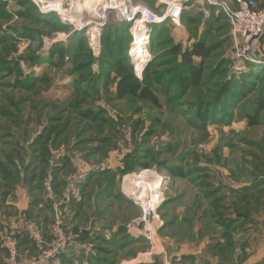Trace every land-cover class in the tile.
I'll return each instance as SVG.
<instances>
[{
	"label": "rangeland",
	"instance_id": "rangeland-1",
	"mask_svg": "<svg viewBox=\"0 0 264 264\" xmlns=\"http://www.w3.org/2000/svg\"><path fill=\"white\" fill-rule=\"evenodd\" d=\"M99 1L98 8L115 7L113 0ZM255 1L258 9L264 6V0ZM77 2L0 0V161L15 158L16 149L27 164L39 147L34 142L56 133L48 165L70 171L65 183L76 171L90 183L88 195L65 214L66 224L73 222L69 230L76 223L84 232L96 222L106 231L127 229L142 210L135 196L126 194L124 178L131 175L127 178L134 182L152 172L154 181L159 177L164 183L158 251L151 252L148 244L130 246L119 254L122 264L134 259L139 264H227L236 247L237 210L244 206L247 183H255L250 190L264 183V35L255 52L261 60L253 57L252 62L236 56L228 22L211 21L212 13L206 17L197 1L185 4L180 26H174L168 19L149 20L166 15L167 7L158 0H119L129 17L135 14L130 7L153 15H136V23L143 20L138 26L109 10L99 27L82 31L61 16L71 18ZM49 5L52 11L43 14L41 8ZM144 17L150 23L140 58H147L139 63L129 53L137 46ZM201 38L211 51L203 63L194 58L191 66L202 73L195 84L183 54ZM175 47L178 54H172ZM132 53L140 55L138 48ZM128 75L148 87L159 106L130 94L118 98L117 82ZM243 93L244 99L232 102ZM86 110L97 112L98 121L86 120L81 115ZM49 180L53 185L48 176L42 183L47 200ZM143 185L138 193L149 189ZM46 212L53 215L52 209ZM47 234L46 241L50 230ZM199 244L201 251L195 249Z\"/></svg>",
	"mask_w": 264,
	"mask_h": 264
},
{
	"label": "built area",
	"instance_id": "built-area-1",
	"mask_svg": "<svg viewBox=\"0 0 264 264\" xmlns=\"http://www.w3.org/2000/svg\"><path fill=\"white\" fill-rule=\"evenodd\" d=\"M158 1L159 4H164L167 7L166 15L163 18H159L154 15L156 22L153 23H159L162 19H168V21L171 22L172 25L180 26L181 15L184 6L190 1H197V4L201 5L202 12L205 13L206 17H210V13L213 8L216 9V11L218 10L219 12H222L227 17V20L230 22L232 30L231 35L235 43V50L237 53L236 56H241L247 61L254 62L253 54L256 52V49L259 45V41L264 35V6L261 9H258L255 0H233L231 4L226 0ZM120 9L122 10V12L118 10L117 11L119 13V18L122 21H135V23L137 21L135 19L136 15L139 17V14H141L139 18H142V15H145V11H148L143 7H137L134 9H131L130 7V11H135V14L134 16L128 17L127 10L124 11V7H121ZM43 10V14H46L48 12V10ZM60 10L59 12H61ZM61 16L63 18H67L64 17L62 13ZM106 19L107 18L104 17L101 19V21H104ZM147 23L150 22L148 21ZM145 43L144 46L146 47ZM135 50L136 48L133 49L132 47L129 53L130 56L134 60H138L139 63L146 61V56H142L140 58L141 55H134L132 52H134ZM136 68L139 67L136 66ZM141 68L142 67H140V69ZM130 132V128L125 129L126 137ZM125 142L126 144H129L127 143V141ZM126 177L124 178L123 183L124 189H126ZM84 180L85 176L82 174V172L76 171L72 178L67 181L60 200L55 194L51 181L49 180L47 183H45L46 196L51 202V207L53 210V223L50 227L49 240L46 241L44 239L45 237L42 231L40 230V226L36 221H25V233L27 234L30 240L37 244L38 252L33 256L25 257L21 254L19 250L18 241L14 238H7L4 243L5 252L3 264H52L57 261V259L62 255H77L78 241L80 237L85 234V232L82 229H78L76 231L69 230L65 222V214L67 213L69 206L74 202L75 198H77L79 193V186L84 182ZM141 185L143 184L137 183L134 185V195L139 194V197L137 198L131 197V195L129 194L130 192L126 190V194L130 195V197L135 200V202L140 206L142 210V215L139 218L133 220L127 226V234L134 240H145L150 246L151 252H156L158 251V229L161 226L159 224L158 209L164 202V188L162 190L157 189V186L153 187L152 189H150L149 187V189H146V191L142 188L141 191L143 192L138 193L139 189H137V187Z\"/></svg>",
	"mask_w": 264,
	"mask_h": 264
},
{
	"label": "crops",
	"instance_id": "crops-1",
	"mask_svg": "<svg viewBox=\"0 0 264 264\" xmlns=\"http://www.w3.org/2000/svg\"><path fill=\"white\" fill-rule=\"evenodd\" d=\"M4 161L3 159L0 161V264L4 263V243L7 238H14L18 241L19 250L25 257L33 256L38 252L37 244L30 239H28L29 243H24V239L27 238L24 222L27 220L36 221L42 227L44 237H47L48 234L45 235V233H48L50 230L52 214L50 212L49 214L51 215L48 217L46 211H50L51 202L45 198L41 183H43L47 176L52 181L60 180V183H64L70 176V171L62 169L59 178L57 177L58 180L55 179L56 165L53 168L51 164L48 165V168L44 169V173L43 167L38 166L35 169L36 176H33V169L26 172L18 158L15 159L14 164ZM34 167L36 166L32 168ZM253 184L255 183H247V188L249 189L246 194L243 193L242 195L244 206L242 207V211L239 212L237 210L241 216L235 224L240 229L235 234L234 244L236 247L232 249V253L230 252L231 255L227 260V264H264V183H257V186L250 190ZM244 195H247V197H244ZM82 199L78 197V200L69 206V212ZM67 216H70V214ZM72 223L70 219L67 225L73 226ZM76 226L75 223V226L70 230L76 231ZM85 230L86 233L92 235L97 231L100 232L103 228L96 222L90 223ZM79 242L78 253L73 257H81L82 255ZM83 247H85V244H83ZM202 247L199 244L195 249L201 251ZM138 255L140 257V254ZM210 257V260L213 262V255L210 254ZM135 260H131L132 262L125 261L124 264H134V262L135 264H139ZM123 261L124 259L119 264H122Z\"/></svg>",
	"mask_w": 264,
	"mask_h": 264
},
{
	"label": "trees",
	"instance_id": "trees-1",
	"mask_svg": "<svg viewBox=\"0 0 264 264\" xmlns=\"http://www.w3.org/2000/svg\"><path fill=\"white\" fill-rule=\"evenodd\" d=\"M212 10H211V13H212L211 21L212 20L215 21L217 19H224L228 22L230 26V22L227 20V17L222 12L216 13L215 9H212ZM190 22H193V20H190ZM0 37L1 39H3L2 32H0ZM210 51L211 50L209 49V47L205 45V42L202 41V38H201L198 42L195 43L193 49L187 50L183 54V57L185 59L183 62L184 63L183 66L188 67L187 69L190 71L192 77L195 76V80H193L195 84H198L201 81L202 73H201V70H199V68L193 67L195 65L194 58L200 59V62L203 63L209 57ZM179 52H180L179 47H175L173 49L172 54H178ZM258 55L259 57H262L260 56V54ZM263 61H264V58H263ZM192 64L193 66H191ZM252 69H254V67ZM30 85H32V82H30L29 86ZM116 90H117V96L120 99L130 94L133 97H136L137 99L141 101H149L153 103L154 105L159 106V100L157 96L148 87L142 86L141 84H139V82L134 77L130 75L122 77L117 82ZM84 93L87 94L86 91H84ZM242 97L244 99L246 97V94L244 95L243 93L242 95L232 98L233 99L232 102H236ZM74 103L75 102H71L70 104H74ZM262 106L260 107L258 106L259 111L262 108ZM81 115L86 120H90V121H98V117H99L97 112L93 110H86L84 111V113H81ZM56 141H57L56 133L53 134V136L49 137L48 140L47 139L44 140V136L41 135L38 141L34 142L35 147L39 146L38 148L34 149L36 150V154L32 155L29 158L27 164L26 162H24L25 157H23V155L19 152V150H16V149H14L15 158L13 157V155L11 156L7 155V158L11 164H14L15 159L18 158L19 160H21V166H23L24 170L26 172H29L30 170L33 169L32 170L33 176H36L35 169L38 166L43 167L42 170L44 173L45 166L49 164L48 158L50 157V151H51L50 147L53 144H55ZM33 166H36V167L32 168ZM57 168H56V173H55V179L58 180L59 173L63 168L62 169L60 167L58 169ZM90 177L91 175L88 176V179H90ZM58 181H55V180L53 181V188L56 194L59 195L57 197H61L66 183L65 182L60 183V180ZM89 185L90 183L83 182L79 186V193H78L77 198H75L73 204L78 200V197H81L82 199V197L88 195L87 189ZM41 187L43 190L42 183H41ZM61 187H62V190L60 192ZM40 230L42 231V233L44 232L41 226H40ZM28 239L29 238L27 236V238L24 239V243L26 242L29 243L30 241ZM79 241L78 242L80 243V246L82 248L81 257L62 255L57 259V261H55L52 264H119L121 259H123V257L120 258L121 255L119 256V254L122 253L124 249L126 250L128 247L134 246V245H136L139 248H149L145 240L132 239L127 234V229L125 227H119L117 230H113V231L101 230L100 232L97 231L92 235L90 233H85L84 235L80 237ZM83 244H85V247H83ZM128 253H131V252H128Z\"/></svg>",
	"mask_w": 264,
	"mask_h": 264
},
{
	"label": "bare ground",
	"instance_id": "bare-ground-1",
	"mask_svg": "<svg viewBox=\"0 0 264 264\" xmlns=\"http://www.w3.org/2000/svg\"><path fill=\"white\" fill-rule=\"evenodd\" d=\"M80 1V4H78V2H77V5H78V10L76 11V13H74V15L71 17V18H69V19H63V22H65V23H73L74 25V27H75V29H78V30H80V28H83V27H89V26H92V25H96L97 27H99L98 25H97V23L99 22V21H101L100 19V17H101V15H105L106 13H107V11H109V10H120L121 12H122V10L120 9L121 7H124L125 5H123V4H120V5H117V3H118V1L119 0H113V1H115L114 3H112V5L113 4H115V7H113V6H110L109 8H107V6H104V7H99L98 8V5L99 4H101V1H99V0H86L85 2H82V0H79ZM85 5V6H84ZM117 5V6H116ZM90 6V7H89ZM51 7L52 6H47V7H43V9H44V11H47L48 10V12L49 11H52V9H51ZM127 7V6H126ZM124 9L126 10V8L124 7ZM123 9V10H124ZM124 10V11H125ZM104 13V14H103ZM109 13V12H108ZM133 13H135V11L133 12ZM128 14V13H127ZM51 15V14H50ZM71 15V14H70ZM69 15V16H70ZM134 15V14H133ZM42 16V15H41ZM85 16H89L90 17V19H88V21H84V22H82L81 23V19H84V17ZM147 16V15H146ZM67 17V16H66ZM104 17V16H103ZM129 17V16H128ZM145 18V17H144ZM148 18H149V20H151V19H153V20H151V21H155L156 22V19L153 17V16H148ZM146 19V18H145ZM78 21V22H77ZM141 21H143V20H141V19H139V21L136 23V24H138V26L140 25L139 24V22H141ZM125 22V21H124ZM147 22H148V20L146 19V20H144V24H142V27L140 28V34H139V37H138V39H137V41L135 42V44H134V46H136V47H134V48H138V52H140V55H143L142 53H144V49L146 48L145 46H144V43H145V41H146V37H145V33H146V31L148 30V26H147ZM135 23V22H134ZM97 27L96 28H94L96 31H97ZM80 38V37H79ZM137 52V51H136ZM143 174V175H142ZM141 175H139V177L137 178H135L134 179V182H133V180H132V178H127L126 177V190L128 191V192H130L129 194L131 195V196H133L134 195V184H137V183H149V181H153V183H150L151 184V186H149V184H148V186L150 187V189H152L153 187H158L157 189H162L163 190V184L161 183V181H160V178L158 177H156V179H155V181H154V178H152V176L151 175H153L154 173H149V172H145V173H142ZM141 176V177H140ZM140 178V179H139ZM137 182V183H136ZM145 185V184H144ZM148 186H146V187H148ZM161 186V187H160ZM133 190V191H132ZM136 198L137 197H139L138 195H134Z\"/></svg>",
	"mask_w": 264,
	"mask_h": 264
},
{
	"label": "water",
	"instance_id": "water-1",
	"mask_svg": "<svg viewBox=\"0 0 264 264\" xmlns=\"http://www.w3.org/2000/svg\"><path fill=\"white\" fill-rule=\"evenodd\" d=\"M253 56H254V58H255V59H257V61L261 60V58H260V57H258V56H256V55H255V53H254V55H253Z\"/></svg>",
	"mask_w": 264,
	"mask_h": 264
}]
</instances>
